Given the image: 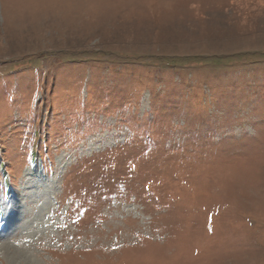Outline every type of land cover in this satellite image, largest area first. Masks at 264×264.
Here are the masks:
<instances>
[{
  "label": "rangeland",
  "instance_id": "obj_1",
  "mask_svg": "<svg viewBox=\"0 0 264 264\" xmlns=\"http://www.w3.org/2000/svg\"><path fill=\"white\" fill-rule=\"evenodd\" d=\"M0 264H264V0H0Z\"/></svg>",
  "mask_w": 264,
  "mask_h": 264
}]
</instances>
